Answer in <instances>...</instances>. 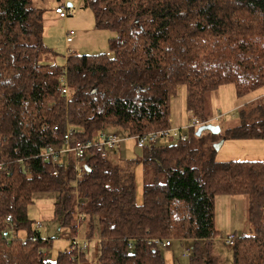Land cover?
Listing matches in <instances>:
<instances>
[{
  "label": "trees",
  "instance_id": "1",
  "mask_svg": "<svg viewBox=\"0 0 264 264\" xmlns=\"http://www.w3.org/2000/svg\"><path fill=\"white\" fill-rule=\"evenodd\" d=\"M83 8L112 34L109 51L71 50L59 66L41 59L54 53L44 43V8L34 0H0V161L13 167L0 175V264H76L73 244L55 260L46 257L51 239L28 215L36 196L49 194L56 197L53 219L71 239L82 223L93 237L98 220L99 264H166L155 239L186 243L189 264H217L216 197L243 194L252 230L230 233L235 242L227 245L233 264H264V161L202 157L189 135L159 140L139 147L153 171L139 204L134 162L118 156L128 138L177 128L171 101L181 87L199 126L211 122L209 93L234 84L245 98L264 88V0H83ZM238 113L241 123L220 139H264V93ZM66 126L72 145L99 142L104 134L127 138L107 148V157L93 149L79 161L62 152L55 176L40 153L64 147ZM6 229L15 232L11 242ZM85 256L79 254L82 264Z\"/></svg>",
  "mask_w": 264,
  "mask_h": 264
},
{
  "label": "rangeland",
  "instance_id": "2",
  "mask_svg": "<svg viewBox=\"0 0 264 264\" xmlns=\"http://www.w3.org/2000/svg\"><path fill=\"white\" fill-rule=\"evenodd\" d=\"M40 3V4H39ZM43 2L35 0V5L41 6ZM66 19H55V21L48 23L50 25L47 28V34L50 35L49 42L50 45L54 47V53H46L41 59L43 62L56 63L59 66L65 65V50L62 47H55V43L61 45V41L58 39L60 34L65 31V21ZM53 25V33L50 32V27ZM62 36V35H61ZM47 42V39H46ZM44 40V43L47 44ZM232 92V105L234 107L232 110H228L225 104L224 106L215 107V93H209L207 95V111L210 113L211 123L217 124L221 127V132L219 134L212 133L209 130L203 131L200 135L197 134L198 126L195 125V119L186 110L185 97L186 93H178L171 101V112L176 113L180 117V121L187 123V125H192L189 128L183 127V130L188 133V135L194 138V148L197 149L199 154L203 157L213 156L217 161L228 162L231 160H242V161H264V139H239V138H225L220 139L226 132L239 125L241 123L239 115V104H246L248 100L252 97L260 96L264 93V88L253 92L245 98H238L236 95V89L234 84L228 85ZM233 88V89H232ZM227 89H223L219 92L221 95ZM226 103V102H225ZM253 104V103H252ZM250 105L248 110L253 108ZM179 127V126H172ZM179 129V128H178ZM224 137V136H223ZM133 138H128L121 144V152L126 155L128 159H133L134 162V172L135 179L137 183V199L141 201L142 191L144 185L153 179V171L150 167L146 166L140 159L141 153L135 148ZM223 141L219 148L216 145ZM172 138H162L159 143H170ZM204 157V158H205ZM203 158V159H204ZM56 201L55 195L49 194L44 196H36L34 201L28 207L29 217L37 222H40L41 227L39 229L41 235L44 238H50L51 243L43 248V252L47 258L55 260L60 251L65 250L72 244V239L69 234L65 231L59 230V222L53 219L54 213V203ZM94 235L91 238L86 237V223H82L78 229L76 236L80 238H87L89 240V249L86 252V264H99L100 256V240H99V224L98 220L94 221ZM215 225L219 230V233L213 240V253L216 254L221 260L217 264H233V249L232 246H228L225 243L224 237L230 233H250L252 230L251 224L248 219V198L246 195H228L220 194L217 195L215 200ZM15 236V232L11 233ZM186 245V243H184ZM183 243L174 241L172 247H167L163 249V256L166 264H189V254L187 256L183 255L185 250V245ZM189 244V243H188Z\"/></svg>",
  "mask_w": 264,
  "mask_h": 264
},
{
  "label": "built area",
  "instance_id": "3",
  "mask_svg": "<svg viewBox=\"0 0 264 264\" xmlns=\"http://www.w3.org/2000/svg\"><path fill=\"white\" fill-rule=\"evenodd\" d=\"M55 12L61 17L66 19L69 16V13L65 9L64 6H57L55 9ZM73 35H74V30H68L66 33V42L70 43L73 40ZM65 80V79H63ZM63 92L68 95L69 94V89L67 87V82L65 81V88H63ZM58 126L54 127V130H57ZM71 135H72V130L69 126H66V131L64 134L65 138V143L64 147L58 148L52 145H48L47 147L44 148V150L40 153V156L43 158L45 161H49L53 163L54 169L52 171L53 175H59V168L58 164L62 162V157L61 153L62 152H74L75 157L79 161H84L88 154L95 149L98 153H100L101 157H107L108 156V149H115L117 146L120 145V143L125 140L127 137L126 136H117L116 134L107 136L104 134L102 136V140L99 142H79L76 145L71 144ZM135 141L138 145V147L143 148L144 146L148 144H155L157 143L160 139L162 138H174V139H179L181 141H186L188 139V133L178 129V128H170V129H165V130H159V131H153L151 133H148L146 135H137L134 136ZM76 169L78 170V177L81 176V171L79 168L76 166ZM13 172V167L10 166V163L4 160L0 161V175L7 174L10 175ZM78 179V178H77ZM7 221L11 222L12 217L8 216ZM41 224L40 222H37L36 228L40 229ZM12 231L6 229L2 232L3 237L7 240V242H11L14 238V236L11 234ZM27 239L23 237V244H26ZM154 243L166 248L170 247L174 243V239H167V240H153ZM235 242V238L233 234H230L226 237L225 243L228 245H233ZM89 240L87 238H80L79 236H75L72 239V244L73 247L77 250L78 255L77 257L73 258V261L76 264H82L79 254L81 253H86L89 249ZM188 250L185 248L183 255H187Z\"/></svg>",
  "mask_w": 264,
  "mask_h": 264
},
{
  "label": "crops",
  "instance_id": "4",
  "mask_svg": "<svg viewBox=\"0 0 264 264\" xmlns=\"http://www.w3.org/2000/svg\"><path fill=\"white\" fill-rule=\"evenodd\" d=\"M36 1L43 2L41 3L42 7L38 5L36 6L40 8H44V11H45V19H44L45 20V31H44L43 37H44L45 42L47 39L48 43L46 42L47 43L46 45L48 47H50L51 49L54 47L53 45H50V42H49L50 35L47 34V28L50 25H48V23L52 22L53 24L55 19H64V18H61L55 12L56 7L62 5V6H65L66 8L67 6L68 7L70 6L71 11L73 12L72 16L67 21H65L66 26H65L64 33L63 34L61 33L60 37L58 38L61 41V45H59L58 43H55V47L58 46V47L64 48L66 52L65 58H67V55L69 51L71 50L77 53H80V54H83V53L94 54L97 52L99 53V52L109 51V40L112 34L108 31L98 29L96 27L94 14L92 13L90 9L83 8V0H36ZM34 3H35V0H34ZM52 28H53V25H51L49 31L53 33ZM68 30H74L73 40L70 43L66 42V33ZM52 52H54V49H52ZM228 85H224L214 92L215 100H216L215 107L220 108V106H224L225 104H228V106H226L228 110H232L234 108V107H230L232 105V101L230 99L232 97V92L230 88H228ZM223 89H227V90L220 95L219 92H222ZM183 92H185V88L181 87L179 89V93H183ZM255 98L256 97L250 98L248 102L253 101ZM185 103H186V99H185ZM243 105L244 104L242 103V104L237 105L236 107H239L238 110H240ZM179 119L180 117H178L176 113L172 114L171 112L172 126L183 127L187 124V123L185 124L181 122ZM134 143H135V148L139 150L140 153H142V150L137 146V143L135 140H134ZM120 148L118 149V153H119L118 156L121 155L124 158L128 159L126 155L122 154ZM130 160H133V159L131 158ZM142 201H143V191H142L141 201L137 199V202L139 204H142ZM59 230L61 232L65 231L67 234H69L67 230H61L60 228Z\"/></svg>",
  "mask_w": 264,
  "mask_h": 264
},
{
  "label": "water",
  "instance_id": "5",
  "mask_svg": "<svg viewBox=\"0 0 264 264\" xmlns=\"http://www.w3.org/2000/svg\"><path fill=\"white\" fill-rule=\"evenodd\" d=\"M205 130H209L212 133L219 134L221 132V127L219 125L211 123V122L203 123L202 125L199 126V128L197 130V134L200 135ZM222 140H224V139H222ZM222 140L216 145V148H219L222 145V143H223Z\"/></svg>",
  "mask_w": 264,
  "mask_h": 264
}]
</instances>
